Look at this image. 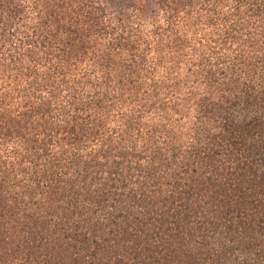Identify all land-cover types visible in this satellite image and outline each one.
<instances>
[{"label": "trees", "instance_id": "16d2710c", "mask_svg": "<svg viewBox=\"0 0 264 264\" xmlns=\"http://www.w3.org/2000/svg\"><path fill=\"white\" fill-rule=\"evenodd\" d=\"M0 264H264V0H0Z\"/></svg>", "mask_w": 264, "mask_h": 264}]
</instances>
